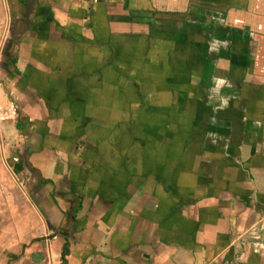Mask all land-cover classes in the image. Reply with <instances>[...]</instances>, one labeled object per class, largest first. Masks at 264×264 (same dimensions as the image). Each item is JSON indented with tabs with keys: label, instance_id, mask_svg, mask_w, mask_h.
Instances as JSON below:
<instances>
[{
	"label": "crops",
	"instance_id": "crops-1",
	"mask_svg": "<svg viewBox=\"0 0 264 264\" xmlns=\"http://www.w3.org/2000/svg\"><path fill=\"white\" fill-rule=\"evenodd\" d=\"M0 264H264V0H0Z\"/></svg>",
	"mask_w": 264,
	"mask_h": 264
},
{
	"label": "clouds",
	"instance_id": "clouds-1",
	"mask_svg": "<svg viewBox=\"0 0 264 264\" xmlns=\"http://www.w3.org/2000/svg\"><path fill=\"white\" fill-rule=\"evenodd\" d=\"M226 83H227V81L224 80V79L217 80V81H216V87H217V89H219L220 87H222V86L225 85ZM227 103H228L227 99H226V98H222V104H223L224 106H227Z\"/></svg>",
	"mask_w": 264,
	"mask_h": 264
}]
</instances>
